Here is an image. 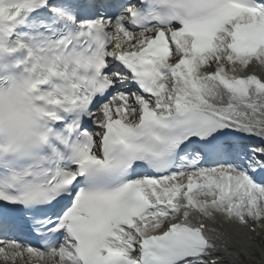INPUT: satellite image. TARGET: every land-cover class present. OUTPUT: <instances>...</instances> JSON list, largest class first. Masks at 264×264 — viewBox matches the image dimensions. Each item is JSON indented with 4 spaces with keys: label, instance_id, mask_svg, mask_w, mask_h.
<instances>
[{
    "label": "snow or ice",
    "instance_id": "1",
    "mask_svg": "<svg viewBox=\"0 0 264 264\" xmlns=\"http://www.w3.org/2000/svg\"><path fill=\"white\" fill-rule=\"evenodd\" d=\"M256 66L264 0H0L3 264H223L264 224Z\"/></svg>",
    "mask_w": 264,
    "mask_h": 264
},
{
    "label": "bare ground",
    "instance_id": "2",
    "mask_svg": "<svg viewBox=\"0 0 264 264\" xmlns=\"http://www.w3.org/2000/svg\"><path fill=\"white\" fill-rule=\"evenodd\" d=\"M228 228L229 230H226L225 232L228 234V245H229V252L222 253L223 256V263L224 264H230L233 260L235 255L241 254L242 252L250 251L246 247L248 245L247 240L244 238L239 239L234 236L233 227L231 225H225V229ZM27 260L24 261H17V264H27Z\"/></svg>",
    "mask_w": 264,
    "mask_h": 264
}]
</instances>
